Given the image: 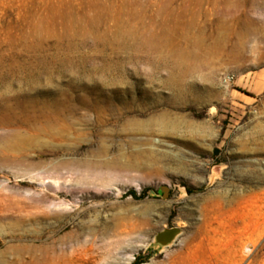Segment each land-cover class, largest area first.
<instances>
[{
	"label": "rangeland",
	"instance_id": "obj_1",
	"mask_svg": "<svg viewBox=\"0 0 264 264\" xmlns=\"http://www.w3.org/2000/svg\"><path fill=\"white\" fill-rule=\"evenodd\" d=\"M189 1L0 0V264H264V0Z\"/></svg>",
	"mask_w": 264,
	"mask_h": 264
},
{
	"label": "bare ground",
	"instance_id": "obj_2",
	"mask_svg": "<svg viewBox=\"0 0 264 264\" xmlns=\"http://www.w3.org/2000/svg\"><path fill=\"white\" fill-rule=\"evenodd\" d=\"M85 6H86V4H85ZM88 9L86 11H88ZM123 9H124V7H123ZM92 16H94V14ZM112 23H113V21H112ZM133 23H132V26H133ZM110 27H111V25H110ZM160 30H162V29H160ZM140 31H142V30L140 29ZM174 40H176V38H174ZM170 41H172V40H169V42ZM179 59H180V65H181L182 62H183V60H182V58H179ZM179 67L180 66L178 65L176 68H179ZM181 67H182V65H181ZM184 70H185V72H191V68L190 67H185ZM178 80L179 79H176V78L172 77V78L169 79L168 82H169V84H171L170 86H173V85L179 86V84H178L179 81ZM50 112H52V111H50ZM50 112L49 113H48V111H41V112H39V115L37 117L38 119H35L34 120L36 122V125H38V127H34L33 130H32V133L28 132L26 134H21L18 137H16L17 138V142H20L21 141L20 144H18V146H17L18 149L23 150V149L26 148V146H29L31 148H33L34 146H38L37 144H35L36 142L34 140L37 137H40V136H47V137H50L52 139L60 140V139L65 138L67 136V134L70 133V127H68L65 122H63V123L61 122V121L66 120V116H64L65 114H62V112L61 111H58V110L57 111H53L52 113H50ZM153 124L155 126H158L159 128H161L162 130L163 129H167L169 127L168 124H166L165 119L163 117L162 118L155 119L153 121ZM139 125L140 126H143L144 124H139ZM171 128H172V130H176V125L173 124L171 126ZM151 148H152V149H150V154L151 155H153V153H155L156 150L160 151V146L159 145L158 146H152ZM94 155H95V158L94 159L84 160L83 162H81L80 164L78 163V165H77L78 168L82 169V172L80 173V181L82 183H84V184H88L89 182L95 184V183L104 182V181L116 182V181H119L121 179V177L123 176L124 173L132 172V171H135V170H138V171L144 170L147 175H155V176H158V177H162L163 176V173H164V171L162 169H154V168L150 167V164H148V163H142V162H138L137 160H132V159L131 160H124V157L121 154L114 155V156H109V150L106 147V145L103 144V143L102 144L99 143L98 149L96 150V152H94ZM7 158H9V159H11V160H13L15 162H18L20 164H24V163L28 162L29 159H30V157L27 154H23V153H21L18 156H12V157L7 156Z\"/></svg>",
	"mask_w": 264,
	"mask_h": 264
}]
</instances>
